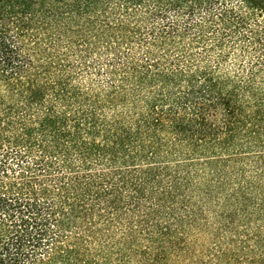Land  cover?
Instances as JSON below:
<instances>
[{
    "label": "trees",
    "instance_id": "trees-1",
    "mask_svg": "<svg viewBox=\"0 0 264 264\" xmlns=\"http://www.w3.org/2000/svg\"><path fill=\"white\" fill-rule=\"evenodd\" d=\"M0 264H264V0H0Z\"/></svg>",
    "mask_w": 264,
    "mask_h": 264
}]
</instances>
